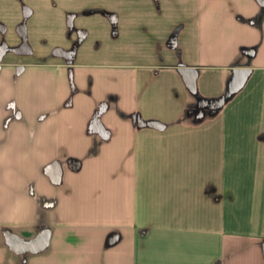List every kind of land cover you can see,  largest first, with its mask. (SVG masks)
I'll return each instance as SVG.
<instances>
[{
	"label": "crops",
	"instance_id": "1",
	"mask_svg": "<svg viewBox=\"0 0 264 264\" xmlns=\"http://www.w3.org/2000/svg\"><path fill=\"white\" fill-rule=\"evenodd\" d=\"M220 1L0 0V264H264V0Z\"/></svg>",
	"mask_w": 264,
	"mask_h": 264
},
{
	"label": "water",
	"instance_id": "2",
	"mask_svg": "<svg viewBox=\"0 0 264 264\" xmlns=\"http://www.w3.org/2000/svg\"><path fill=\"white\" fill-rule=\"evenodd\" d=\"M181 73L185 77L186 84L188 88L192 91H196V76L197 72L194 68H187L186 66H181ZM251 74V70L249 68H237L232 70V75L227 83L225 93L222 97L214 99V100H205L200 99L199 108L209 107L212 110V114L216 113L219 109H221L227 102H229L236 94H238L242 88L245 86L248 78ZM200 117H204V114H199ZM119 240V234L117 232L111 233L106 243L108 246H112L116 244ZM34 244V242H33ZM28 246H31L28 244ZM38 249H41L39 246L37 250L34 248L29 249L28 251L37 252Z\"/></svg>",
	"mask_w": 264,
	"mask_h": 264
},
{
	"label": "rangeland",
	"instance_id": "3",
	"mask_svg": "<svg viewBox=\"0 0 264 264\" xmlns=\"http://www.w3.org/2000/svg\"><path fill=\"white\" fill-rule=\"evenodd\" d=\"M242 1H245V0H221L220 2H223L225 5L226 3L228 2H234V3H237V2H242ZM249 0H247L248 2ZM2 241H4V238H3V235L0 234V243L2 244ZM2 250H0V260L1 258H3L5 256V259H6V255H8L7 253H5V251L3 250L5 248L4 245H2ZM6 262H8V260L6 259ZM3 264H5L4 262H2ZM10 264V263H9ZM11 264H18V262H11Z\"/></svg>",
	"mask_w": 264,
	"mask_h": 264
},
{
	"label": "trees",
	"instance_id": "4",
	"mask_svg": "<svg viewBox=\"0 0 264 264\" xmlns=\"http://www.w3.org/2000/svg\"><path fill=\"white\" fill-rule=\"evenodd\" d=\"M215 114V113H214Z\"/></svg>",
	"mask_w": 264,
	"mask_h": 264
}]
</instances>
